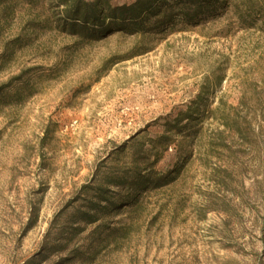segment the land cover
<instances>
[{
  "label": "rangeland",
  "instance_id": "374dc122",
  "mask_svg": "<svg viewBox=\"0 0 264 264\" xmlns=\"http://www.w3.org/2000/svg\"><path fill=\"white\" fill-rule=\"evenodd\" d=\"M61 1L0 0V264H264V0L95 38Z\"/></svg>",
  "mask_w": 264,
  "mask_h": 264
},
{
  "label": "trees",
  "instance_id": "16d2710c",
  "mask_svg": "<svg viewBox=\"0 0 264 264\" xmlns=\"http://www.w3.org/2000/svg\"><path fill=\"white\" fill-rule=\"evenodd\" d=\"M214 0H134L115 6L111 0H62L66 25L75 34L95 38L117 28L132 33L173 25L174 19L198 20ZM165 137L162 136L161 139Z\"/></svg>",
  "mask_w": 264,
  "mask_h": 264
}]
</instances>
